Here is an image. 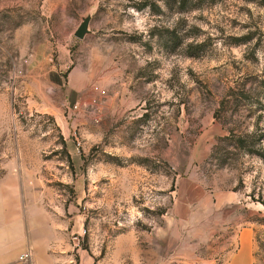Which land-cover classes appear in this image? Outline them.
Masks as SVG:
<instances>
[{"label": "rangeland", "instance_id": "rangeland-1", "mask_svg": "<svg viewBox=\"0 0 264 264\" xmlns=\"http://www.w3.org/2000/svg\"><path fill=\"white\" fill-rule=\"evenodd\" d=\"M20 167L41 264H221L241 232L264 264V0H0Z\"/></svg>", "mask_w": 264, "mask_h": 264}, {"label": "crops", "instance_id": "crops-1", "mask_svg": "<svg viewBox=\"0 0 264 264\" xmlns=\"http://www.w3.org/2000/svg\"><path fill=\"white\" fill-rule=\"evenodd\" d=\"M23 171L9 168L0 178V264H41L49 245L43 226L36 225L35 183ZM27 251L30 259L20 260ZM221 264H254L248 232L240 233L237 247Z\"/></svg>", "mask_w": 264, "mask_h": 264}, {"label": "water", "instance_id": "water-1", "mask_svg": "<svg viewBox=\"0 0 264 264\" xmlns=\"http://www.w3.org/2000/svg\"><path fill=\"white\" fill-rule=\"evenodd\" d=\"M89 23H90V16L87 15L83 17L81 22L79 23V25L77 26V28L75 29L73 33L74 37L78 39H83L85 35L90 32Z\"/></svg>", "mask_w": 264, "mask_h": 264}, {"label": "built area", "instance_id": "built-area-1", "mask_svg": "<svg viewBox=\"0 0 264 264\" xmlns=\"http://www.w3.org/2000/svg\"><path fill=\"white\" fill-rule=\"evenodd\" d=\"M30 256H31L30 252L27 251V252L21 254L20 257H19V259L22 260V261H27V260L30 259Z\"/></svg>", "mask_w": 264, "mask_h": 264}]
</instances>
